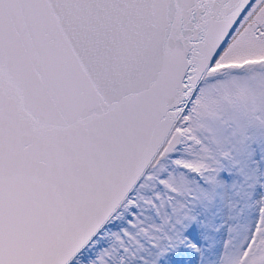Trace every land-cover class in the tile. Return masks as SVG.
I'll use <instances>...</instances> for the list:
<instances>
[{
  "label": "snow or ice",
  "instance_id": "1",
  "mask_svg": "<svg viewBox=\"0 0 264 264\" xmlns=\"http://www.w3.org/2000/svg\"><path fill=\"white\" fill-rule=\"evenodd\" d=\"M0 264H264V0H0Z\"/></svg>",
  "mask_w": 264,
  "mask_h": 264
}]
</instances>
